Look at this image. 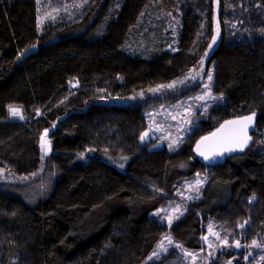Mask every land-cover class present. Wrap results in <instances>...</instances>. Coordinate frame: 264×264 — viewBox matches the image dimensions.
<instances>
[{"label": "trees", "instance_id": "16d2710c", "mask_svg": "<svg viewBox=\"0 0 264 264\" xmlns=\"http://www.w3.org/2000/svg\"><path fill=\"white\" fill-rule=\"evenodd\" d=\"M112 3L97 0L79 21L38 28L37 0H0V169L35 173L40 135L52 129L51 161L60 173L34 208L0 191V264H143L169 231L187 250H203L210 220L246 245L264 233V145H253L264 138V0H121L102 37L89 39L87 18L97 9L99 27ZM148 9L178 11L177 51L127 56L121 49L140 33ZM218 22L208 65L213 92L225 103L200 118L175 153L142 142V108L127 99L184 76ZM233 25L243 38L232 37ZM9 106L22 109L24 119H10ZM252 113L246 153L214 167L197 161L200 138ZM204 172L201 197L181 220L168 229L151 217L171 200L175 183ZM180 262L172 252L158 264Z\"/></svg>", "mask_w": 264, "mask_h": 264}, {"label": "rangeland", "instance_id": "374dc122", "mask_svg": "<svg viewBox=\"0 0 264 264\" xmlns=\"http://www.w3.org/2000/svg\"><path fill=\"white\" fill-rule=\"evenodd\" d=\"M120 1L121 0H112L113 3L108 9L109 12L107 16L103 18L99 27L95 28L96 26H94L97 9L94 11L95 14L87 18L83 32L89 33V39H98L102 37L106 25L112 19L113 12L118 10ZM96 2L97 0H37L38 28H42L44 25L48 24H53V26L68 25L79 21L80 18L87 13L89 7L94 6ZM157 11L148 9L143 13L142 17H144L145 22L139 23L143 24V27L141 26L139 30L140 33L133 38L131 42L129 41L122 47V53L134 58L154 59L163 51H170L171 53L177 51V40L180 32L179 13L178 11ZM49 13H51L55 19L48 18ZM217 18V10L215 7L214 19L216 20ZM233 27H235V25H233ZM235 29L232 37L237 39L243 38V32L237 29V27H235ZM220 32L219 28V35L212 48H209V46L207 47L205 52H207L208 55L205 56L204 53L191 70L181 78L175 80L177 82L175 89L162 88L155 93L149 90L143 93L142 96L139 93L127 99L130 105L142 108V113L147 125V130L145 132L148 133V136L145 137L142 142L155 141L153 147L162 146L166 148L169 153H175L179 150L186 136L197 126L199 119L208 114L214 107L225 103L222 95H216L213 92V66L212 63L208 65V58L220 40ZM216 35L217 25H215L213 33V36ZM248 36V34L245 35V38H248ZM210 44H212V40ZM202 59L204 61L203 65H201ZM197 72H199V76L195 80L188 78L195 75ZM208 72H211L213 76L210 82L212 95L215 97H223L220 100H213L207 97L205 101L195 99V97L204 95V93L207 92V89L204 88V84L209 83L206 75ZM181 81H183V83H180ZM108 103L120 104L122 101L109 100ZM205 104L207 105L206 112L204 111ZM9 118L18 119L11 117L10 114ZM51 130L52 129L49 131L47 130V140L50 141L51 150L46 155L41 151L39 138V167L35 173L28 176H13L0 169V191L9 197L20 200L28 208H34L38 203L45 200L52 192L55 183L60 179V173L51 161L52 142L49 139ZM44 132H42L40 137ZM174 140L178 142L174 150H170L168 145ZM253 145L255 146V150L259 149L260 145H264V138L261 142H257ZM104 161L109 165L117 166V162L110 159H104ZM205 172H207V170H205ZM205 172L175 183L171 200L152 212L151 217L168 229H170L176 221L181 220L188 212L190 205L200 199L204 185H206L207 176ZM197 180L201 181L199 186H195V181ZM190 186H192L191 190H189ZM188 197H191V199ZM177 206H180V212L174 213L173 210ZM169 216L173 217L171 225H169L167 219ZM176 216L179 218L176 219ZM210 225L212 226L213 232L219 234V239L209 232ZM204 230V236H207L208 240L205 241L203 250L191 251L183 246L179 248L174 247V245L178 243L173 239L169 231L163 235L153 252L159 250L157 246L164 240L165 236H170L173 241V244L169 245L167 241L164 240V244L168 251L162 252L159 258L154 257L153 259H149L153 254L152 252L143 264H158L160 261L168 258L172 252H175L178 257H181L180 264H228L229 261H231V264H264V260L260 259L261 256H264V247H241L237 249L235 247L224 246L222 241L225 238H227L229 245L234 244L236 240L240 241V239H235L233 233L225 231L211 220L204 224ZM255 240L259 244L264 245V233ZM240 243L241 245H246L241 241ZM185 251L193 253L195 259H193V256H186L184 254ZM249 253H251L250 256ZM226 256L230 258H225ZM244 256H248V260H245L243 258Z\"/></svg>", "mask_w": 264, "mask_h": 264}, {"label": "snow or ice", "instance_id": "6c2138e0", "mask_svg": "<svg viewBox=\"0 0 264 264\" xmlns=\"http://www.w3.org/2000/svg\"><path fill=\"white\" fill-rule=\"evenodd\" d=\"M48 18L55 19V17L52 16L51 13L48 14ZM262 31H264V30H262ZM218 35H219V22L217 23V35L212 37V44L209 45V48H212V46L216 43ZM26 51H28V50L25 49V52ZM21 55H23V53H21ZM204 55L207 56L208 53L205 52ZM203 63H204V61L202 59L201 65H203ZM206 75H207V81L209 83H205L204 88L207 89V92H205L204 95H200V96L195 97V99L200 100V101H205L206 97L209 99H213V100L222 99L223 97H215L212 95L210 82L212 81L213 76H212L211 72H208ZM198 76H199V72H197L195 75H192L188 78L195 80ZM180 83H183V81H181ZM176 84H177V82L173 81L172 83L167 84V85H159L157 88L150 89V91L155 93V92H158L162 88L175 89ZM72 86L75 87L76 84H73ZM140 95L142 96L143 93H140ZM204 111L205 112L207 111V105L206 104L204 107ZM8 112H9L11 117L18 118L21 120L24 119L22 109H19V108L14 107V106H9ZM37 114H39V110H37ZM254 116H255V113H252V115L242 117L236 121H231V120L225 121V124L221 125V129H224L227 125H234V124H239V125H241V127L229 129V131L226 135L217 136V133H213L212 137H203L202 140L200 142H198V144H197L198 154L203 156L205 160H211L215 156H222L225 152H234L237 150L243 151L244 148L247 147L248 142L251 140V136L248 135V129L252 125V121H253ZM47 136H48V131L45 130L43 135L40 137L41 151L45 155L51 150L50 149V141L47 140ZM147 136H148L147 132L143 133L140 137L141 141H144L145 137H147ZM212 138H215L214 140H212V143L210 145H206L205 150H201V145L204 144L205 141H209ZM177 142L178 141L174 140L173 142L169 143V145H168L169 149L174 150ZM123 159H127V158L124 157ZM122 166L123 165H121V167ZM200 184H201L200 180L195 181V186H199ZM191 188H192V186L189 187V190H191ZM188 198L191 199V197H188ZM252 199H255V197L253 196ZM173 211H174V213L180 212V206H177ZM175 218L178 219L179 217L176 216ZM167 219H168L169 225H171L173 217L169 216V217H167ZM247 223H248V221H245L244 224H240L239 227L244 228ZM209 232H211L213 235H215L217 237V239L220 238L218 233L213 232L211 225L209 226ZM202 239L207 241L208 237L203 236ZM164 240H166L169 245L173 244L172 238L170 236H165ZM164 240H162L161 243L157 246L159 250L154 251L152 256L149 257V259H153L154 257L159 258L160 254L162 252L168 251L167 247L164 244ZM222 244L226 247H235L237 249H239L241 247H244V248H248V247L262 248V247H264V245L259 244L256 240H253L251 242V245H241L239 240H236L234 242V244L229 245L227 238H225L222 241ZM174 247L179 248V247H181V245L175 244ZM184 254L186 256H193V259H195V256L193 253L185 251ZM250 255H251V253H249V256ZM243 258L245 260H248V256H244ZM260 259L264 260V256H261ZM228 264H231V261H229Z\"/></svg>", "mask_w": 264, "mask_h": 264}, {"label": "water", "instance_id": "95a60500", "mask_svg": "<svg viewBox=\"0 0 264 264\" xmlns=\"http://www.w3.org/2000/svg\"><path fill=\"white\" fill-rule=\"evenodd\" d=\"M247 116H249V115H247ZM240 118H242V117L233 118V119H231V121H236V120H239ZM228 121H230V120H228ZM224 124H225V122L220 124L218 128H216L213 132H211L210 134H208L204 137H212L213 133H217V136L226 135L228 133L229 129L241 127V125H239V124H234V125H227L224 129H221V125H224ZM254 129H255V116L253 118L251 127H249V129H248V135L251 136V140L248 142L247 147H245L243 151L237 150L234 152H225L222 156H215L211 160H205L204 157L199 155L198 151H197V144H198V142H200L202 140V138H203L202 137L195 144V146L193 148V154L196 157L197 161L206 167H214V166L222 165L227 157L232 156V155H242V154L247 152V150L251 147V145L253 143L252 133H253ZM214 139L215 138H212L209 141H205L204 144L201 145V150H205V146L210 145L212 143V140H214Z\"/></svg>", "mask_w": 264, "mask_h": 264}]
</instances>
